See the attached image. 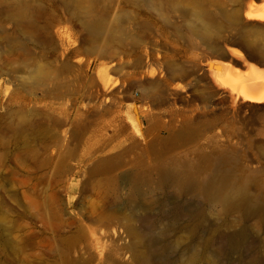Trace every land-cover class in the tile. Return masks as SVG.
<instances>
[{
	"label": "rangeland",
	"instance_id": "rangeland-1",
	"mask_svg": "<svg viewBox=\"0 0 264 264\" xmlns=\"http://www.w3.org/2000/svg\"><path fill=\"white\" fill-rule=\"evenodd\" d=\"M93 1L81 12L0 0V264H264L262 212L181 192L157 171L180 161L204 178L224 161L264 193V92L248 96L216 67L243 77L231 61L248 50L191 35L192 12L171 0Z\"/></svg>",
	"mask_w": 264,
	"mask_h": 264
},
{
	"label": "bare ground",
	"instance_id": "bare-ground-1",
	"mask_svg": "<svg viewBox=\"0 0 264 264\" xmlns=\"http://www.w3.org/2000/svg\"><path fill=\"white\" fill-rule=\"evenodd\" d=\"M133 2L148 3L155 7H165V0H132ZM175 8L184 12L191 11L187 15L189 19L188 30L193 36L204 39H212L216 44L228 47L229 43L242 45L249 53L236 54L232 64L238 68L241 65L246 75L236 76L221 70L216 66L220 78L234 88L239 86L247 91L248 96H255L264 92V0H171ZM78 11H91L96 5L93 0H73ZM128 20V19H126ZM125 20V21H126ZM126 24L119 23L116 30L125 32ZM91 30L92 40L98 42L101 36L102 24L93 21L88 24ZM42 32L38 28L39 40L36 45L37 52H44L47 47L41 37ZM238 39H234L235 36ZM246 54V55H245ZM238 61V64L236 62ZM214 67L215 63H209ZM36 78V77H34ZM158 176L162 184L178 185L181 192L195 190L198 195L216 197L220 199L226 208L240 207L245 213L262 212L264 224V193L259 196L250 194L246 180L234 178L230 175V169L226 162L220 165L204 178H199L196 166L180 161L163 162L157 167ZM137 183L148 180L141 173L136 174ZM169 223V229L177 226L176 218ZM182 228L195 230V222L187 220ZM244 229L234 232L230 238L232 243L243 237ZM166 236V232H165ZM194 236V235H193ZM174 236L168 235L166 243H171ZM231 243V242H230ZM167 250L165 245V251ZM144 264H154L149 260L148 254H141ZM177 257L164 259L159 264H177Z\"/></svg>",
	"mask_w": 264,
	"mask_h": 264
}]
</instances>
